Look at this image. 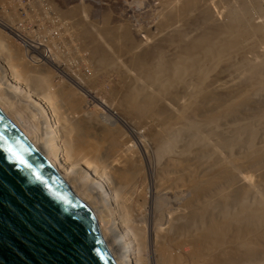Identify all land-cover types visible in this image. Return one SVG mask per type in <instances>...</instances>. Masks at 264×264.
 Returning a JSON list of instances; mask_svg holds the SVG:
<instances>
[{"label":"bare ground","instance_id":"obj_1","mask_svg":"<svg viewBox=\"0 0 264 264\" xmlns=\"http://www.w3.org/2000/svg\"><path fill=\"white\" fill-rule=\"evenodd\" d=\"M221 1L161 0L157 23L153 30L143 32L137 44L120 24L115 26L119 42L108 37H86L79 42L85 45L84 54L95 67H116L122 79L124 110L146 123L150 133L156 170L153 173L150 169L148 174L151 198L141 201L143 208L150 209L146 201L155 208L153 193L158 201L167 191L179 192L173 197L180 203L181 198L185 200L180 215L168 213L164 226L153 220L147 232L145 226L143 231L136 223L140 209L133 208L134 197L129 190L137 170L131 163L128 140L121 138L122 153L116 147L114 161L104 163L110 158L107 156L102 160L105 165L97 163L100 154L93 156L95 150L89 148L94 163L81 158L86 156L76 147L87 149L88 142L84 145L82 139L80 143L73 139L74 127L58 115L51 93L49 97L44 93L50 88L49 81L27 72L28 60L9 45L3 31L17 37L30 52L40 53L39 57L93 101L95 96L52 60L46 46L31 45L32 40L0 20V110L94 212L116 264H153L157 256L159 264H264V0ZM221 5L222 11L214 14L212 8ZM102 19L100 23L106 28L109 22ZM117 44L124 48H116ZM117 55L127 56L129 71L114 63ZM71 94L78 106L79 97ZM9 108L17 118L9 114ZM97 117L91 114L88 118L97 121ZM95 121H91L94 126L99 122ZM128 130L136 137V129ZM246 176L251 181H245ZM259 256L261 260L256 259Z\"/></svg>","mask_w":264,"mask_h":264},{"label":"rangeland","instance_id":"obj_2","mask_svg":"<svg viewBox=\"0 0 264 264\" xmlns=\"http://www.w3.org/2000/svg\"><path fill=\"white\" fill-rule=\"evenodd\" d=\"M158 1H159V3H158ZM216 1H219V0H216ZM160 4H161V0H0V20L5 21L12 28L17 30V32L23 34L26 38H29L30 40H32L31 45L35 46V45H37V43H39L41 49H43L46 46L47 49L50 50L49 53L52 54V56L54 57V58L51 57L52 60L55 62H59V64H60L59 67H61L62 70H64L65 72H67L69 74H72L73 77H77V79H79L82 83L81 84L82 89L89 91L92 96H95V99L93 101V99L86 96L82 90L75 87L71 83V81H69L62 73L60 74V72H58L55 68H53L52 66L47 64V62L43 58L39 57L40 53L38 55V53H36L34 51L30 52L29 48H27L17 37L13 36L9 32H5L2 30L4 35H6L5 36L6 41L10 42L9 45L10 46L12 45L13 49H15L16 51H19V54L21 53L23 58L26 59V61L28 60L26 65L28 66L29 69L26 67V69L28 70L27 72L29 74L34 72L35 75L40 76V77H45L47 82L49 81L48 86H50V88L47 92L45 91L44 93H46V95L48 97L51 93V97L54 98V101H53L54 107H55L57 113L59 112L58 115H60V117L63 116L62 118L64 120H66L67 125H69L70 127H72V126L74 127V129L72 128L74 131L71 130V135L74 134L73 136H75V137L77 135L78 138L73 137V139H76V141L79 143L83 141L84 145H85V143L88 142L86 144V146H89V147H87V149H86V147H83V146H81V148L83 147V149L79 148V146H77L78 148L76 147V149H78V151H79V149L81 150V151H79V152H81L80 153L81 155L86 156V157H84V156L80 155L81 158H87L89 161H92L90 153L87 152L88 148H89V149L95 150L93 152L94 153L93 156L100 154L99 156L98 155L96 156V159L97 160L99 159L97 162L98 164H100V161H101V164L103 162L105 163L106 161L108 163H110L111 160L114 161V159H112V157L114 155L115 148L118 147L120 149L121 144L119 145V142H121V138H124V139L126 138L125 141L128 140L127 142H129V143L126 142V144H127V147L129 146L128 147L129 148L128 153L131 154V155L129 154L131 156V158H130L132 161L131 163H134L133 166L136 168L137 172L140 173L139 174L136 171L133 172V179L130 182L129 190L132 189V190H130V192H131L130 194H133L131 197H134V200L132 198V201H133L132 204L134 205L133 208L137 209V207H139L138 210L140 209L138 214H141V217L138 218L136 223L139 225H142L143 231L147 227L150 228V226H151V228H152V224H154L155 220L157 222L159 220L160 224L162 226H164L165 222H166V219H164V218H166L167 215H169L168 213L174 212L177 216L180 215L179 211L182 212L185 200L183 198H181V203H180V201H179L180 199L177 200L176 198H174L175 195L177 196V194H179V192L178 193H172L171 191H169V193H168V191H167L166 193L162 194V197L164 198V196H165V199L163 200V198H162L161 200L158 201L155 199L156 197L154 198L155 194L153 193V202H154L153 206H155V208L150 206L151 204H149V201H146L147 202L146 204L149 205L148 209L149 208L150 209L145 210L143 208V205H144L143 202H145V201H143L144 198L148 197L150 195L149 193H151V191L148 189V188H150L149 180H148V179H150V175H148V174L150 172V169H151V172L153 170V173H155V170H156V168H155L156 164H155V160H154V156H153L154 150L152 149V146H151L150 133L146 130V123L141 122L140 120L134 118L133 117L134 115H131V113H126V111L124 110V106L121 103V98L123 97V94L121 95V92H120V90L123 91V86L121 85V82H120V81H122V79L119 80V78H121V77L119 76V74H117L116 67H114L113 69L109 68V70L98 69L97 67H95V65H93V63L90 61V59L88 60L86 53L84 54L85 45H83L79 42L83 41V39L86 37L100 38V39H102L103 37H108L111 40H114V38H115L114 41L119 42L117 37H116V33H117L118 29L115 26L117 24H120L121 26H124V29L129 34L130 40L133 41V44H137L140 41V39L143 37V35H144L143 32L145 30H148L149 28H152V30H153V25H155L158 21V14H159L158 12H160L159 8H161ZM222 6L223 5L219 6V8L214 7L215 9L212 8L213 13L218 14L220 11H222ZM113 15H114V17H113ZM117 17H118V20H117ZM155 17H157V18H155ZM102 18H107V23L109 22V24H107L106 28L104 26H102L100 23L103 20ZM88 28H89V30H88ZM78 29H80V30H78ZM83 31L84 32L86 31V32L84 33ZM86 33H88V34H86ZM141 43H143V42H140L139 44H141ZM9 45H8V47H9ZM115 47L116 48H118V47L124 48V46L122 44H117V46H115ZM21 54H20V56H21ZM25 54L27 55V57L25 56ZM30 57H33V60L32 59L30 60L29 59ZM126 57H127L126 55H124V56L123 55H117V57H115L116 59L114 58L113 60H114L115 64H116V62H118L120 65H122L125 68V70L129 71V68L127 67L128 63L126 61V59H127ZM130 74L135 75V73L134 72L132 73V71H130ZM117 89H119V90H117ZM124 90H126V89H124ZM48 92H49V94H48ZM73 92H74V95L79 97L80 103L78 106L74 105L72 98H70V96H69V95H72L71 93H73ZM61 99H62V101H61ZM96 99H97V101L99 100L98 101L99 103H97V101H95ZM57 100H60V101L57 102ZM67 102L69 103V106H66ZM100 102L103 105L106 104L105 107H108L109 109L108 108L107 109L109 111L118 115L119 119L117 118V116L115 117L114 115L110 114ZM58 105L60 106L59 108H58ZM80 105H82V106H80ZM83 105H84V107H83ZM71 107H72V109H71ZM60 109H61V111H59ZM69 109H71L72 111L70 110L71 111L70 112ZM74 109H77L75 111V113H73ZM79 109H81V110L83 109V110L81 111ZM2 110L4 111L6 109L3 108ZM8 110H11V109L9 108V109H7V111ZM77 111H79V112H77ZM8 112H9V114L11 113L10 111H8ZM63 112H65V113H63ZM81 112H83V113H81ZM76 113H78V114H76ZM70 114L73 115V117H71ZM79 114H81V115H79ZM85 114H86V116H85ZM91 114L92 115L97 114V116H98L97 121L92 120V118H88V117H91ZM12 115H14V113H11V116ZM65 115H66V117L67 116L69 117V118L67 117L68 119H72V120H68L67 118L65 119ZM82 115H84V116H82ZM81 116H82V118H81ZM15 118H17V117L15 116ZM86 118H87V120H86ZM90 119L92 122L95 121L94 124H96L98 121L101 124L98 122V125L96 124L94 126L93 123L90 121ZM88 121L90 124L86 123ZM68 122L70 124H68ZM127 127L128 128L132 127V129H134V130L136 129V132H137L136 137L131 135V132L128 130ZM79 136H84L85 138L84 137L81 138ZM118 137L120 138V140ZM111 138H112V140H111ZM79 139H80V141H79ZM81 139H82V141H81ZM84 139H86V140H84ZM93 139H95L94 142L91 141ZM109 139L111 140L112 143L110 142ZM90 141H91V143L93 142V144L94 143L95 144L91 145V143H89ZM97 142H98V144H97ZM115 142H116V144H115ZM112 144L115 145L114 148H113ZM109 148L113 149V151ZM85 149H86V151H84ZM148 150H150V151H148ZM109 151H110V153H109ZM120 151H121V149H120ZM121 153H122V151H121ZM109 154H111V155H109ZM107 156L108 157L110 156V158L107 159L108 158ZM126 156H127V154H126ZM144 157H145V159H144ZM146 158L147 159L149 158L148 160L150 161V163L148 162V160ZM105 159H107V160H105ZM151 159H152L153 164L151 163ZM102 160H105V161L102 162ZM135 164H137V165H135ZM148 167H150L149 171H146L148 169ZM153 167H154V169H153ZM143 168H144V170L146 169L145 172H144ZM139 169L140 170L142 169L141 172ZM251 172L248 175L252 179V177H254V174ZM109 174L113 177V175L111 173H109ZM153 175H154L153 178H155V174H153ZM111 176H110V178H108V180L112 179ZM249 177L247 178V176H246L245 178H247V179L244 178L245 181H249V180L251 181V179ZM112 180H111L112 182L110 180L109 181L111 182L112 186H115L114 177ZM130 187H132V188H130ZM169 190H171V189H169ZM134 191H135V193H134ZM154 191L155 190L153 188V192ZM167 194L170 195L171 197L174 196L172 198V200L170 199L171 197L168 196ZM135 195H138V196H135ZM167 197H169V198H167ZM150 198L151 197L149 196L148 199L150 200ZM175 199H176V201H175ZM182 199L184 200L183 203H182V201H183ZM165 200H167V201L169 200V201L165 202ZM141 201H143V202H141ZM160 201L164 202V203H160ZM178 203L180 204L179 206H178ZM155 204L158 206H156ZM162 204H165V205H163L164 207L161 206ZM181 204H183V205H181ZM136 209H135V211H137ZM157 210H158V212H157ZM143 211H144V213H143ZM188 211H189V209L185 210V213ZM145 212H149V213H145ZM159 212H161L160 215H162V216L159 215ZM142 213L145 215L144 217H143ZM185 213H182V214H185ZM146 214H147V216H146ZM157 216L158 217L160 216L159 219ZM162 217L164 220L161 219ZM144 226H145V228H144ZM148 228L145 230L146 232H147ZM106 236H108V235L106 234ZM108 238L109 237H106V239H108ZM110 240H111V238L108 239L107 241L110 242ZM112 241H113V239H112ZM261 256H263V255H261ZM261 256H259V258H256V259L261 260L262 259ZM190 257H192V255ZM147 258L148 259L150 258L149 262L151 263V257L148 254H147ZM153 259H154V257H153ZM158 260H159V256H157V258H155V261L153 260V264H155ZM156 264H159V263L157 262Z\"/></svg>","mask_w":264,"mask_h":264},{"label":"water","instance_id":"obj_3","mask_svg":"<svg viewBox=\"0 0 264 264\" xmlns=\"http://www.w3.org/2000/svg\"><path fill=\"white\" fill-rule=\"evenodd\" d=\"M0 264H116L94 212L1 110Z\"/></svg>","mask_w":264,"mask_h":264}]
</instances>
